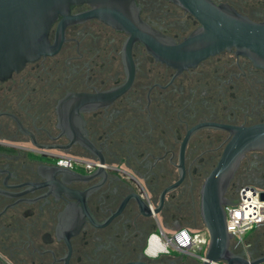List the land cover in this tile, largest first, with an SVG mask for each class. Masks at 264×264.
Listing matches in <instances>:
<instances>
[{
    "label": "flooded vegetation",
    "instance_id": "1",
    "mask_svg": "<svg viewBox=\"0 0 264 264\" xmlns=\"http://www.w3.org/2000/svg\"><path fill=\"white\" fill-rule=\"evenodd\" d=\"M141 18L175 42L200 26L173 0H135ZM264 22V0H211ZM91 8L71 6V15ZM59 50L0 80V264H158L152 234L206 230L201 189L232 126L264 122V68L235 50L195 66L163 62L95 17L65 24ZM88 94V100L72 94ZM61 157L78 160L64 165ZM264 194V149L241 160L226 197ZM249 243L264 256V225Z\"/></svg>",
    "mask_w": 264,
    "mask_h": 264
},
{
    "label": "water",
    "instance_id": "2",
    "mask_svg": "<svg viewBox=\"0 0 264 264\" xmlns=\"http://www.w3.org/2000/svg\"><path fill=\"white\" fill-rule=\"evenodd\" d=\"M195 14L200 26L181 42H175L148 25L139 14L135 0H0V80L10 78L27 63L56 53L62 41L51 43L53 23L63 16L65 24L79 17H95L126 31L129 43L140 40L158 59L178 69L197 65L223 50H235L264 68V22L254 21L229 5L211 0H173ZM91 8L81 15H71L74 4ZM88 100V94H72ZM231 137L220 160L203 182L201 214L209 241L205 260L196 264H262L264 256L247 258L231 247L233 234L227 229L226 205L236 204L226 197L228 186L246 153L264 149V122L251 126H232ZM264 198V194L262 195ZM161 256V255H160ZM147 264V263H141ZM180 264L175 259L168 263Z\"/></svg>",
    "mask_w": 264,
    "mask_h": 264
},
{
    "label": "built area",
    "instance_id": "3",
    "mask_svg": "<svg viewBox=\"0 0 264 264\" xmlns=\"http://www.w3.org/2000/svg\"><path fill=\"white\" fill-rule=\"evenodd\" d=\"M60 162L68 166H76L78 160L71 157H61ZM263 192L252 185H244L239 192L237 203L226 205L227 229L233 234L231 247L237 252L243 253L247 258L249 243L246 240L247 233L258 226L264 225V198ZM157 236L165 245L163 250H151V240ZM209 241L207 230H188L185 228L174 231L169 238L152 234L148 241L147 251L153 257L167 254L170 250L184 254L196 263L205 260V252ZM215 264H228L226 261H217Z\"/></svg>",
    "mask_w": 264,
    "mask_h": 264
},
{
    "label": "bare ground",
    "instance_id": "4",
    "mask_svg": "<svg viewBox=\"0 0 264 264\" xmlns=\"http://www.w3.org/2000/svg\"><path fill=\"white\" fill-rule=\"evenodd\" d=\"M151 250L155 251L157 249H160V250H163L165 248V245L161 242V240L157 237V236H154L151 240Z\"/></svg>",
    "mask_w": 264,
    "mask_h": 264
},
{
    "label": "rangeland",
    "instance_id": "5",
    "mask_svg": "<svg viewBox=\"0 0 264 264\" xmlns=\"http://www.w3.org/2000/svg\"><path fill=\"white\" fill-rule=\"evenodd\" d=\"M192 231H194V230H192ZM249 233H247V235ZM257 236H258V233L254 232V233L250 234L249 236H247L246 240H247L248 243H252ZM161 255H163V254H161ZM262 264H264V263H262Z\"/></svg>",
    "mask_w": 264,
    "mask_h": 264
},
{
    "label": "trees",
    "instance_id": "6",
    "mask_svg": "<svg viewBox=\"0 0 264 264\" xmlns=\"http://www.w3.org/2000/svg\"><path fill=\"white\" fill-rule=\"evenodd\" d=\"M189 264H196V262L195 261H190V263Z\"/></svg>",
    "mask_w": 264,
    "mask_h": 264
}]
</instances>
